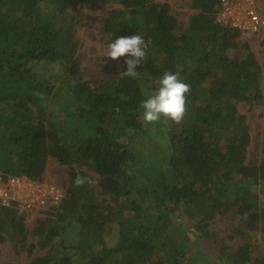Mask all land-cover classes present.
Masks as SVG:
<instances>
[{
    "label": "trees",
    "instance_id": "1",
    "mask_svg": "<svg viewBox=\"0 0 264 264\" xmlns=\"http://www.w3.org/2000/svg\"><path fill=\"white\" fill-rule=\"evenodd\" d=\"M192 1L198 14L181 29L156 0H84L75 14L71 0H0V174L42 182L52 158L68 176L62 204L31 232L15 205H0V243L24 247L32 235L30 253L46 251L29 264H264L251 262V242L231 251L210 229L220 217L250 239L262 223L264 240V142L259 165L247 164L251 136L238 112L264 107V62L217 24L220 0ZM84 5H114L103 15L106 44L138 33L149 42L136 78L120 75L126 57H108L94 82L82 75ZM57 63L55 83L44 70ZM166 71L191 86L188 111L180 123L160 120L164 157L144 161L132 152L140 103ZM78 172L98 182L76 187Z\"/></svg>",
    "mask_w": 264,
    "mask_h": 264
},
{
    "label": "rangeland",
    "instance_id": "2",
    "mask_svg": "<svg viewBox=\"0 0 264 264\" xmlns=\"http://www.w3.org/2000/svg\"><path fill=\"white\" fill-rule=\"evenodd\" d=\"M71 13L75 14V10L78 9L84 0H71ZM161 4H168L171 12L176 15L182 28L186 27L193 18L198 14L197 5L192 0H156ZM261 3V4H260ZM261 10L264 12V0H260ZM114 5H105L103 7L94 6L92 9L87 8L84 5L82 9V19L77 28V38L79 40L78 58L82 65V75L88 80L94 82L105 71H109L108 57L105 56L107 51V44L104 39L103 32V15L105 10L113 8ZM182 31V30H181ZM180 31V32H181ZM264 37V33H260V36L255 35L249 38L240 37V43L247 42L252 52L255 54L257 61L260 65L264 62V51L261 46V40ZM62 65L57 63L50 65L44 70L46 75L54 78L55 83L57 77H63ZM264 72V70H263ZM115 76V74L113 75ZM56 79V80H55ZM262 89L264 95V75L262 78ZM238 112L246 116L247 125L251 136V143L247 152V164L259 165L262 160L261 148L264 142V107L261 105L249 106L246 103H240L238 106ZM139 121L142 125V132L137 133L134 137V147L132 152L138 155L145 161L150 160L152 157L158 156L161 160L164 155L162 152V135L161 126L164 122H157L155 124H145L142 115L139 116ZM156 162V165L158 167ZM155 165V164H154ZM94 176V175H93ZM95 179L97 178L94 176ZM44 180L48 183L58 185L64 190L68 183L67 169L64 166L59 165L54 159L49 158L47 170ZM139 182H145L143 178H139ZM65 191V190H64ZM252 191H247L251 193ZM256 195L261 207L264 206V187L257 190ZM43 220L45 215L33 214L25 217V223L29 232H31L35 226L38 225L39 220ZM215 219L210 224V229L217 233L218 244H224L230 248L231 251L236 250L240 246L251 242L254 244L251 252V262L257 258L264 257V240L261 237L262 223L259 224L257 235L252 236L250 239H243L239 235L235 234L234 226L229 225V222L223 219ZM48 225H46L47 227ZM37 239L29 235L27 244L24 247H15L9 239H6L3 243H0V264H29L34 256H42L46 253L45 250L36 248L30 253L29 245L31 243L36 244Z\"/></svg>",
    "mask_w": 264,
    "mask_h": 264
},
{
    "label": "built area",
    "instance_id": "3",
    "mask_svg": "<svg viewBox=\"0 0 264 264\" xmlns=\"http://www.w3.org/2000/svg\"><path fill=\"white\" fill-rule=\"evenodd\" d=\"M216 22L237 30L240 37L249 38L264 31V12L258 0H220ZM64 198L62 188L45 180L38 182L0 174V205H15L24 217L57 209Z\"/></svg>",
    "mask_w": 264,
    "mask_h": 264
},
{
    "label": "clouds",
    "instance_id": "4",
    "mask_svg": "<svg viewBox=\"0 0 264 264\" xmlns=\"http://www.w3.org/2000/svg\"><path fill=\"white\" fill-rule=\"evenodd\" d=\"M149 42L138 34L119 36L107 43L106 57L118 60L126 57V71L120 75L136 78L139 75L137 68L141 66L147 56ZM191 86L181 78L180 72L166 71L159 80L155 92L140 103L142 119L145 124H155L162 118L180 123L188 111L187 97ZM98 181L90 176L77 173L74 179L76 187L84 185L95 186Z\"/></svg>",
    "mask_w": 264,
    "mask_h": 264
}]
</instances>
